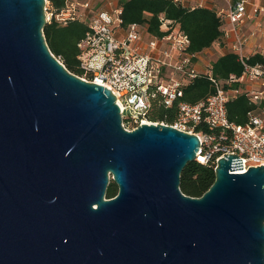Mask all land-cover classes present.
<instances>
[{
    "label": "water",
    "instance_id": "water-1",
    "mask_svg": "<svg viewBox=\"0 0 264 264\" xmlns=\"http://www.w3.org/2000/svg\"><path fill=\"white\" fill-rule=\"evenodd\" d=\"M45 23V0H0V264H264V166L233 172L223 154L210 187L183 194L197 136L124 129L111 91L53 57Z\"/></svg>",
    "mask_w": 264,
    "mask_h": 264
},
{
    "label": "built area",
    "instance_id": "built-area-1",
    "mask_svg": "<svg viewBox=\"0 0 264 264\" xmlns=\"http://www.w3.org/2000/svg\"><path fill=\"white\" fill-rule=\"evenodd\" d=\"M221 1L224 7L216 11L222 21V36L213 45L220 47L232 36L234 44L230 52L243 65L240 75L231 73L224 80L213 77V63L201 68V52H190L188 35L177 22L162 15L160 35L149 34L138 23L123 26L122 8L112 0H103L109 7L96 10L88 1L64 0L65 7L57 19L62 25L70 19L87 24L84 36L77 43L81 75L76 76L111 91L124 129L133 130L142 122L170 125L197 136L196 162L215 168L223 154L231 153L240 160V168L233 172H243L250 166H264V105H261L264 63L247 62L249 56H264V52L257 46L249 54L244 51V46L259 36L264 37V25L258 19L264 14V4L252 0ZM51 17L49 2L45 0L46 22ZM254 20V28L244 35L243 28ZM53 57L63 65L59 57ZM201 75L208 77L214 92L195 103L181 100L184 88ZM241 95L248 97L256 108L248 112L245 124H236L227 117V104ZM157 97L165 107L176 103V117L170 124L147 118L152 99ZM128 122H134L133 127Z\"/></svg>",
    "mask_w": 264,
    "mask_h": 264
},
{
    "label": "trees",
    "instance_id": "trees-1",
    "mask_svg": "<svg viewBox=\"0 0 264 264\" xmlns=\"http://www.w3.org/2000/svg\"><path fill=\"white\" fill-rule=\"evenodd\" d=\"M52 17L42 28L45 43L49 51L59 57L65 68L80 76L81 70L77 61V43L84 36L87 24L78 19H70L65 25L58 22L57 15L65 7L64 0H48ZM122 25L138 23L152 35H160V16L172 19L179 24L180 29L190 39L189 51L199 53L211 47L222 36V21L217 11L204 6L187 7L177 0H121ZM247 62L251 65L264 63V56L255 54L249 56ZM212 75L217 80H224L229 74L240 75L243 65L237 60L233 52H226L219 56L212 64ZM214 92V86L207 76L194 78L184 88L181 100L195 103L205 99ZM158 97L152 99L151 109L147 114L150 121L170 124L176 117V103L165 107ZM263 105V103L261 104ZM256 106L244 95L230 100L227 104V117L236 124H245L248 121V112ZM214 168L196 161L188 162L180 173L179 188L185 195L201 196L213 183ZM117 185L110 179L105 198L116 196Z\"/></svg>",
    "mask_w": 264,
    "mask_h": 264
},
{
    "label": "crops",
    "instance_id": "crops-1",
    "mask_svg": "<svg viewBox=\"0 0 264 264\" xmlns=\"http://www.w3.org/2000/svg\"><path fill=\"white\" fill-rule=\"evenodd\" d=\"M120 1L121 0H112L113 4L115 5L119 4ZM177 1H179L181 4L187 7L204 6L210 9H214V10L220 7H224V3L221 0H177ZM252 1L258 4H264V0H252ZM104 6L109 7L106 4H104ZM258 19L262 21L264 25V14L260 15ZM254 23H255V20L251 23H248L247 26L243 28L244 35H246L248 31L254 28L255 26ZM146 37L148 38V35H146ZM233 44H234V40L232 36H230L227 40H224V42L222 43V46L217 47L215 45H212L211 47L203 50L202 52L208 53L209 55H213L216 52L217 56L212 61H202L201 60V68L204 67V65L207 63H213L219 56L223 55L224 53L230 52L232 50L231 46ZM254 46H257L261 51L264 52V37L259 36L257 39L253 40L248 45L244 46L245 53L247 54L251 53ZM213 48L215 49L214 51H213ZM263 99H264V95H263ZM263 105H264V100H263Z\"/></svg>",
    "mask_w": 264,
    "mask_h": 264
},
{
    "label": "rangeland",
    "instance_id": "rangeland-1",
    "mask_svg": "<svg viewBox=\"0 0 264 264\" xmlns=\"http://www.w3.org/2000/svg\"><path fill=\"white\" fill-rule=\"evenodd\" d=\"M82 1H88L89 4L93 6L92 8H95V10L98 9L99 7H103V8L105 7L103 4V0H82ZM214 50L215 49L213 48V51ZM216 56H217L216 52L213 55H209L208 53L201 52L200 55L202 61H212L215 59Z\"/></svg>",
    "mask_w": 264,
    "mask_h": 264
},
{
    "label": "flooded vegetation",
    "instance_id": "flooded-vegetation-1",
    "mask_svg": "<svg viewBox=\"0 0 264 264\" xmlns=\"http://www.w3.org/2000/svg\"><path fill=\"white\" fill-rule=\"evenodd\" d=\"M128 124L130 125V127H133L134 122H128Z\"/></svg>",
    "mask_w": 264,
    "mask_h": 264
}]
</instances>
